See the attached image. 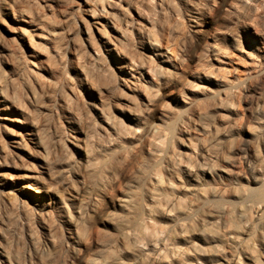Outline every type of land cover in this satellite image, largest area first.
Returning <instances> with one entry per match:
<instances>
[{
    "label": "rangeland",
    "instance_id": "1",
    "mask_svg": "<svg viewBox=\"0 0 264 264\" xmlns=\"http://www.w3.org/2000/svg\"><path fill=\"white\" fill-rule=\"evenodd\" d=\"M77 1L0 0V91L9 88L8 98L4 92L0 97V173L6 175L0 185V246L6 250L0 264H87L85 258L106 264H207L195 260L194 248L214 247L216 238L199 234L200 227L222 236L232 231L230 236L236 233L241 241L247 239L254 249L264 251V246L258 247L264 237V214L259 217L257 205L238 197L244 189L264 188V83L253 81L264 66V0H247V6L222 13L208 28L207 50L199 49L196 55L189 16L204 1L185 6L181 0H169L176 8H164L157 35L163 57L158 59L168 61L183 79L169 101V113L144 122L124 114L119 95L125 93L118 81L106 84L110 88L79 85L74 62L82 50L86 61L89 50L80 22L85 13ZM125 1L118 5L133 15ZM22 18L33 19L40 27L31 44L39 41L40 33L52 31L58 49L45 47L54 53L64 76L39 70L44 66L42 57L29 56L28 43L15 34L18 27L28 26ZM6 51L17 53L35 67L26 65V70L40 71L45 79L39 78L40 83L14 75L10 57L5 62ZM47 82L55 85L47 88ZM167 85L159 80L154 84L158 92ZM24 116L26 122L19 124ZM112 120L119 124L112 126ZM145 125L158 128L157 140L145 134ZM10 129L29 133L40 146L28 141L26 148L32 154L10 156L6 142ZM221 157L231 159L234 172L219 169ZM44 159L50 163L49 172H40ZM205 165L215 170L207 172ZM30 172L39 173V179L23 176ZM31 185L43 189L42 198H32ZM220 188L229 192L220 194ZM111 197L113 202L108 203ZM191 198L227 211L228 231L216 219L193 211ZM105 204L95 217L94 211ZM77 218L81 230L76 233L83 231L85 243L72 255L71 222ZM133 220L134 239L126 251L118 232ZM89 225L92 231L85 230ZM52 227L62 238L57 250L49 246L47 230Z\"/></svg>",
    "mask_w": 264,
    "mask_h": 264
},
{
    "label": "bare ground",
    "instance_id": "2",
    "mask_svg": "<svg viewBox=\"0 0 264 264\" xmlns=\"http://www.w3.org/2000/svg\"><path fill=\"white\" fill-rule=\"evenodd\" d=\"M118 1L119 0H78L77 1V3L79 2V4L81 5L83 13H85V17L82 16V18H80V22L82 25L83 35H85V41H86L87 50H89V55L87 54L88 56L86 58V61H84L85 56H84L83 50L79 53L80 55L78 54L80 57L77 55V59L75 60L76 62H74L76 64L74 65L76 66V69H75L77 72L76 77H77V81L79 85L83 87L85 84L86 85L91 84V86H95V87L97 86L98 88L99 86L108 87V85L106 84H108L110 81L112 80L118 81L122 89H124V93H125L123 95L120 94L121 96L119 95L120 101L124 105L123 108L125 107L124 114L128 116L129 118H132L133 120L144 122V121H147L150 117L158 118V115L162 116L163 113L165 114L169 113V107H168L169 101L171 100L173 96V92L175 88L179 86V84L182 82V79H183V74L180 72H177L175 70L176 68L172 66L170 63H168V61H164L161 59L160 61L158 59V57L159 58L163 57L161 56L162 47L160 46V42L158 40L157 35L159 32L158 31L159 28L162 26L161 19L164 15V12H163L164 8L166 6L167 8H170L173 10L176 7L172 5L170 3L171 1L169 0H137L135 1V3L128 2L127 0V2L125 1L126 5L128 6L127 8H130V10L133 12V15H130L129 13H127L126 10L124 11L125 7L123 9V7L121 8L118 5ZM181 1L182 3H184L185 6H190L193 3L192 1H195V0H181ZM203 1H204V5L202 4V6L204 8L201 9L202 6H200V10H195L196 12H193L191 16H189L190 17L189 19L192 22L191 35L195 41V47L193 50L194 55H196L195 52L197 50L199 51V49L201 51L207 50L206 48L208 46L206 44L205 39H206L208 28L211 27L212 24H214L215 20L219 19L222 13L232 11L234 8L238 6H247L250 3L247 0H203ZM210 2H216V6H214L212 3L210 5ZM206 12L208 14L207 16L204 15V13ZM39 18H41V16ZM24 20L26 19H23V21ZM32 20L24 21L28 26L18 27L15 33L16 36L18 37L17 39L21 40L23 44L28 43L29 48H31V50H29L28 52L29 56H32V57L41 56L42 57L43 63L42 62L41 63L44 66L41 67L42 69H39V70L52 71L53 75L55 74L61 77L64 76L62 68L57 66V63L54 60V55H53L54 53H51L48 50H46V49H49L47 48L48 47L47 45H51L49 47H52L54 49L57 48L54 42L55 40H54L52 31L50 33L49 32L50 30L49 31L46 30L45 32L40 33L41 36L38 34L40 36L38 38L39 41L31 44L33 33L39 27V26L37 27L35 23L33 24ZM12 51L10 52L6 51L7 56H4V57H6L5 62L7 61V57H10L8 61H9L10 67L15 72L14 75L16 76L23 75L22 77L23 79L30 77V80H33L31 79L33 77L35 80L38 79L37 82H40L39 78L45 79L42 77V74H40L39 70H38L39 72L30 71L29 68L28 70H26V67H27L26 65H28V67H30L32 70L34 66L31 67L30 64H26L27 62H23L20 58L15 56L17 53L14 55ZM81 53H83L82 57H81ZM8 61H7V64H8ZM84 62L85 64L87 63L88 65H85ZM168 65L171 68H168ZM35 66H37V64ZM258 69L259 70L257 74L254 75L255 78L253 79V81L257 84L264 83V66ZM17 78L18 77H16V79ZM12 79L13 78H10V84L11 83L14 84L13 81L15 79L13 81ZM156 80L161 81L163 84L169 83V85H167L166 87H163L162 91L158 92V90L154 86V84H156ZM50 81L54 83L53 80H49V82ZM50 83L47 82L48 87L46 86L47 84L45 86L47 88H50L55 85V84L53 85ZM10 87H14V86L10 85ZM15 88H16V85H15ZM1 89L2 88H0V90ZM8 89H6L4 92L3 91L4 88H3V90L0 91V97H2V94H3L1 92H4L3 95L6 96L8 94ZM6 91H7V94H5ZM25 120L26 119L24 116L21 121H17V122L19 124L20 123L24 124V122H26ZM110 122L112 126H115V125L117 126L119 124L117 123L118 121L116 122L112 120ZM151 125H153V123ZM154 126L156 127V125ZM156 129L158 128L145 125V134L151 135L153 137L155 136L154 139L157 140L158 137L155 135L156 134L155 132L157 131ZM9 132L10 133H8L6 142L8 144L7 146L10 149L9 151L10 156L12 155L15 157H21L22 155L26 154V152L28 151L31 152L32 154L33 152L30 151L32 149L29 150V148H26L27 147L26 142L28 141L37 147L40 146L41 144L35 138L28 137V134H29L28 131H27L28 134H26L25 132H21L20 130H17V129H10ZM154 143L155 145H158L156 144L157 141H155ZM5 153L7 154L8 152H5ZM178 154H177V158L180 157L179 159H181L180 153ZM6 157L8 158V156ZM177 158L176 157L173 158L174 164H176V160H178ZM44 160L41 161V165L39 164L41 167L40 172H43V171L49 172V170L51 169V167L49 166L50 163H47L48 162L47 159L45 160L46 162ZM4 161L7 162V159ZM205 166L207 167L206 169L207 172H213L215 170V167L213 165H205ZM217 166L222 172L225 171V172L230 173L233 171V169H235L233 162L231 161V159H228L227 157H221L219 164ZM23 176L29 179H35V180L39 179V173H36V172H30V173L24 174ZM4 180H6V175L0 173V185L4 184L3 182ZM255 181L256 182L258 181L257 178L255 179ZM49 187L51 186H48V188ZM52 188H50V190ZM28 189H31L32 192L35 193V196L32 197L33 199L42 198V195L44 193L42 188L35 187V186L32 187L31 185V187H29ZM219 192H221L220 194H223L225 192L226 193L229 192V190L228 188L227 189L220 188ZM238 197L239 199H242L246 202L248 201L251 204L257 205V207L255 206L256 207L255 209H257L256 213H260L259 217L264 214V188L263 187L260 188L259 190L258 189H244L243 192L239 194ZM135 199L137 203L138 202L140 203L141 201L140 198L136 197ZM204 200L191 198L189 202L191 203V206L194 208L193 211H199V213L201 212L202 215H207L211 219H216V222L217 223L219 222L218 224L223 225V228H226V231H228L225 224L228 223V218L230 216L229 213L221 207L215 208L210 203ZM112 202H113V197L109 199L108 203H112ZM35 205H41V204H39V202H36ZM168 205L171 206L169 201H168ZM106 206L107 204L100 206L99 209L94 211L95 213L93 215L97 217L100 214H102ZM148 208H151V207H148ZM150 212L151 211L149 210V214ZM134 214H137V212L135 211ZM245 220L249 221V218L245 216ZM134 221L136 220L129 222V225L121 228V230L118 232L119 242L120 244L122 243L124 246L125 245L127 246V247L125 246L127 248V249L125 248L126 251H129L130 249L128 247L129 241L134 239V233L131 232L132 231L131 228L135 226ZM80 223L81 221L78 218L71 222V226L74 228V232H75V234H73L72 236L69 235L70 236L69 246H70V251H71L70 253L72 255H75L76 250L77 249L79 250L83 246V242H84V238L82 236L83 231L76 233V230H81ZM89 226H88L89 229H86L87 226H85V230L92 231L93 230V228H91L92 226L90 227ZM91 231L89 232V234L91 233ZM182 231H185V230H182ZM47 232H48V237H49V246L51 247L52 250H57L59 246L61 245V241H62L61 234L58 233L54 227L49 228ZM198 233L204 236L208 235V236H211L212 238H216V240H214L216 245L215 246L213 245L214 247H210V246L209 247L208 246L207 247H203V246L196 247L198 246L196 244L194 248V251L197 252V256H198L195 259L196 261L204 260V262L207 264H264L263 249L262 250L254 249L251 246V244H249L248 242L249 240L247 241L246 239L244 241H241L240 240L241 237L239 238L238 236H236V233L234 236H230L231 234H234L232 233V231L230 232L228 231L229 236H226V235L222 236V234L219 235L214 231L212 232L211 229H207L206 227H200V229H198ZM184 234H186V231ZM88 236L86 238H88ZM263 246H264V237H261L258 243V247L262 248ZM191 247L193 248L194 245H192ZM84 248L85 250H87L86 245L84 246ZM4 249L0 246V256L1 257L2 256L4 257V254L6 252V250L4 252ZM84 260L87 264H106L104 260L101 261L102 259L99 260V259L85 258ZM0 263H2V258L0 260Z\"/></svg>",
    "mask_w": 264,
    "mask_h": 264
}]
</instances>
